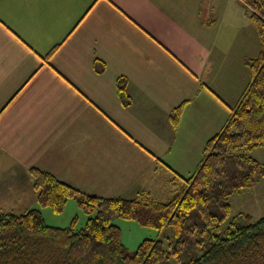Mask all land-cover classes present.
Here are the masks:
<instances>
[{"label":"crops","instance_id":"1","mask_svg":"<svg viewBox=\"0 0 264 264\" xmlns=\"http://www.w3.org/2000/svg\"><path fill=\"white\" fill-rule=\"evenodd\" d=\"M227 7L0 0V201L35 195L32 167L101 197L144 190L156 198L153 185L169 197L173 174L190 175L225 123L249 80L244 59L259 50L258 37L254 53L231 47L221 31ZM121 76L128 106L117 91ZM196 122L202 129L185 135ZM185 158L196 160L174 162Z\"/></svg>","mask_w":264,"mask_h":264},{"label":"trees","instance_id":"2","mask_svg":"<svg viewBox=\"0 0 264 264\" xmlns=\"http://www.w3.org/2000/svg\"><path fill=\"white\" fill-rule=\"evenodd\" d=\"M240 1L256 30L259 50L244 59L248 83L223 126L205 142L195 170L188 176L174 173L163 201L144 190L133 198L85 193L32 167L33 189L42 205L60 212L73 197L88 217L82 228L74 229L73 222L48 225L36 208L22 213L0 208V264H161L170 257L178 264H264V216L231 215L229 202L231 195L264 178V164L246 152L264 146V0ZM95 65L104 69L102 61ZM126 87V77H119L117 91L128 106ZM181 111L180 104L170 113L173 126ZM116 216L158 231L169 228L171 248L160 239L145 238L128 250L112 223Z\"/></svg>","mask_w":264,"mask_h":264},{"label":"rangeland","instance_id":"3","mask_svg":"<svg viewBox=\"0 0 264 264\" xmlns=\"http://www.w3.org/2000/svg\"><path fill=\"white\" fill-rule=\"evenodd\" d=\"M220 1H227L229 6L227 7L228 11L226 10L227 15L221 26V31L226 34L227 38L231 39V41L233 42L231 47L233 48L235 46H243V49L246 48L247 52H256L258 48L257 36L253 30L249 18H247L243 11L240 1ZM244 69L245 71H247L245 66ZM216 126L217 128H219L220 124ZM201 129L202 125L196 122V124H192L190 127L185 128L184 132L185 135H188L190 133H196ZM246 152L250 156L257 159L259 162L264 164V146H258ZM201 154L202 150L200 153V158ZM194 160H196V158H185L184 161L179 160L174 162H184L186 164L192 165ZM185 167L188 168L187 166ZM182 170L186 169L182 168ZM151 188L152 192L157 196L156 198L152 196L154 199L164 201L168 198L167 193L162 190L160 186L153 185V187L151 186ZM35 198L36 195L33 194L26 196L22 201H19L17 197H12V199H10L9 197L7 199H2L0 201V206L4 211H11L15 213H22L31 208L39 209L45 222L51 226L67 227L72 222L74 224V229H80L84 226L88 216L78 206L75 198H68L63 209L60 212H55L49 206L42 205ZM229 202L231 206V215L242 212L251 215L253 218L264 216V178L259 179L253 186L231 195L229 197ZM112 223L116 224L120 228L121 241L130 251L135 250L138 244L145 238L160 239L167 250L171 248V244L173 243L171 231L167 227L162 231H158L153 227L143 226L136 220L125 219L118 216L112 219ZM225 227L226 223L222 225L221 229L223 230ZM161 264H178V262L170 257L163 260Z\"/></svg>","mask_w":264,"mask_h":264}]
</instances>
